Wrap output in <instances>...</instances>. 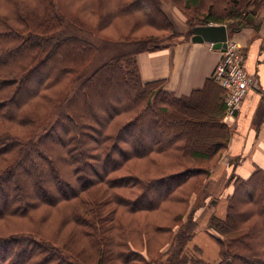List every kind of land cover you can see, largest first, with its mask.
<instances>
[{
	"label": "trees",
	"instance_id": "1",
	"mask_svg": "<svg viewBox=\"0 0 264 264\" xmlns=\"http://www.w3.org/2000/svg\"><path fill=\"white\" fill-rule=\"evenodd\" d=\"M81 1L0 0V220L16 227L0 234V264H151L110 206L157 210L175 191L172 199L187 203L192 193L177 189L195 178L199 194L225 146L221 137L196 134L201 124L189 125L193 97H177L164 90L163 79L140 75L136 55L162 44L150 45L156 38L149 34L140 46L146 40L135 33L143 26L172 29L157 1ZM175 1L201 19L193 29L232 21L234 33L248 25L242 20L258 0ZM100 29L121 35L113 41L139 46L76 85L96 52L81 32L100 36ZM129 163L135 168L118 175ZM232 181L225 213L214 212L205 228L218 244L216 257L201 245L185 250L182 235L195 227L192 220L167 264H264V171ZM128 187L138 194L130 197ZM54 208L62 225L54 235L34 227L33 218L26 223L37 214L35 220L45 221ZM71 219L76 225L65 227ZM161 223L155 231L170 232Z\"/></svg>",
	"mask_w": 264,
	"mask_h": 264
},
{
	"label": "crops",
	"instance_id": "2",
	"mask_svg": "<svg viewBox=\"0 0 264 264\" xmlns=\"http://www.w3.org/2000/svg\"><path fill=\"white\" fill-rule=\"evenodd\" d=\"M258 1L261 3L256 7ZM258 1L245 13L248 18L242 21L243 24L248 21L247 26L232 33L229 23L233 22L223 23L227 26L228 38H235L241 46L246 69L258 80L257 87L247 92L240 110L232 118L225 117L226 90L212 79L224 51L208 41H194V30L190 36L136 55L144 81L163 79L164 90L177 97H187L186 100L193 97L192 118L206 116L202 121L211 120L205 127L209 131H204L203 125L196 134L221 137L224 142L222 155L213 165L206 183H234L230 181L232 177L248 178L256 170L264 171V0ZM181 30H187L186 26ZM227 193L226 198L230 192ZM216 213L224 214L223 209ZM200 234L198 244L206 256L215 258L218 250L215 238L206 230Z\"/></svg>",
	"mask_w": 264,
	"mask_h": 264
},
{
	"label": "rangeland",
	"instance_id": "3",
	"mask_svg": "<svg viewBox=\"0 0 264 264\" xmlns=\"http://www.w3.org/2000/svg\"><path fill=\"white\" fill-rule=\"evenodd\" d=\"M156 1H157V5L163 12L162 14L167 15V18H168L167 20H170L172 22V29L159 30L151 26H143V28H141L135 33V35L137 36L136 39H140L142 41L146 40L144 43L142 42L143 44L140 46H143L147 41H150V39H152L151 37H148L149 34L155 35L154 37L156 38V40H154L155 42L150 43V45L156 42H158V44L159 43L164 44L165 42L177 40L179 38H182L183 36H190L193 31L192 25L195 24L196 21L201 22V19L200 18L198 19L196 13H193L194 10H192V8H189V9L185 8V5L183 2L180 3V1L177 2L175 0H156ZM85 3H87V0L81 1V5ZM260 3L261 2L258 1L257 4H255L256 7ZM207 5H209V2L207 3ZM76 7H74L73 2H72L70 11L72 13L74 11H77ZM203 9H206V7H204ZM86 14L89 15V11L86 10ZM188 17L191 20V22L187 20ZM185 21H187L188 25L185 23ZM210 23L216 24L217 22H210ZM185 26L187 30L182 31L181 29L184 28ZM95 29L97 30V26H95ZM81 33L88 40V42L94 44V46L96 47V52L92 60L89 61L90 62L88 64L89 66L84 70L83 72L84 74H82L83 76L81 77L80 80L76 82V85L78 84V82L83 81L85 78H88L91 74H93L95 70L109 58H112L113 56L117 54L133 51L139 46L136 42L135 44L133 42L127 43V42L113 41L115 38L117 39V37L121 35L118 33H116L115 35L114 33L111 32L110 29H105V30L100 29V31L98 32L100 36L93 34L89 31H82ZM123 37L130 39L127 35H124L121 38ZM84 61L82 63H84ZM77 63L80 64L79 61ZM204 117L206 116H203L198 119L189 118L190 120L189 125H192V126L195 125L196 127L197 125L201 124L202 125L201 127H203L204 125L203 127L204 131H209L205 127L207 126V124L209 126V123L211 122V120L202 121V118ZM142 162L135 161V163L138 164L140 169L142 168L141 166ZM206 163L208 164L211 162L206 161ZM1 165H4V162H1ZM134 166L135 165L133 163L127 164L124 168H122V170H120L118 175H121L123 173H129L130 171H132L133 168H135ZM211 168L214 169L213 167ZM173 170L175 171L177 170V168H174ZM156 174H159V173H156ZM115 175L117 174H112V176H115ZM149 175H150L149 173L148 174L146 173L145 177ZM194 179L190 180L191 182L189 181V183L177 189V191L182 189L180 191H184V192L186 191V193L188 194L192 193V197L191 199L189 198L187 203L184 202L183 204L181 203L178 204V201H174L172 197H175L177 195L175 191L170 196L171 197L170 200L164 201L161 205V208L157 210H152V211L151 210H138V212H131L126 207L118 203L112 204L110 206V207H116V210H118V215L122 219L123 223L125 224L126 230L128 231L129 238L131 240L132 239L136 240V242L141 245L140 247H142L141 249H143L144 255L148 257L149 260L151 259V264H167V261H168L167 258L173 255V253L175 254L176 252L173 248H175L177 244L180 243L178 238H181V234H180V232H182L181 229L190 230L187 227L188 225L191 224L192 220L194 221L195 227H193L191 232L188 231L186 238H185V235H182V237H184L183 241L184 243H186L185 250H190L196 247V245L197 246L199 245L197 239L198 237L201 236L200 232L205 230L208 220L210 217H212L214 212H217L218 210L220 212L223 209V213H225V206L227 204L226 195L228 194L227 192L231 193L233 191L234 183H231V182L227 184L226 183L224 184L206 183V184H203L202 186L203 190L199 194H196L195 191L200 186V183L198 182L195 183ZM203 179L204 178L201 176H198L197 178V180H200V181H202ZM101 186L104 187L105 184L103 183ZM160 186H161L160 184L155 186L158 192L161 191L159 189ZM124 190H125V193L128 194L130 197H133L132 196L133 194H138L139 192V189H137L134 193H131L132 189L129 187ZM83 194L87 196L86 193H83ZM75 200H78V199H73L71 201L75 202ZM70 203H73V202H70ZM47 209H50V208H47ZM176 210L179 211V215L181 216L179 221H176L175 219ZM36 211H34V213H37ZM53 214H55V218H53ZM41 215L42 214H39V215L37 214V216L33 215L32 217H26V223L28 219L33 218V221H34L33 226L42 228L43 230L49 232L50 233L49 235H54L56 231L58 230V228L62 227L61 219L60 217L58 218L57 208H54V212H52L49 218L46 219L45 221L39 222L38 219L37 220L34 219V218H38V216H41ZM158 221L162 222L161 224L167 225L166 227L169 228L170 232L155 231L156 224L160 223ZM148 223H149V226L146 227ZM70 224L65 227H72L73 225H76V221L71 219ZM151 225H153V227H151ZM131 226H134V227H131ZM135 227H138V228L140 227L139 229H147V233L145 234L143 230L140 232V234H138L139 229H134ZM14 229H16V227L14 226L10 227V224H8V222L0 220V234L2 233L7 234L9 231H14ZM132 229H133V232H132ZM67 231H69L68 228L64 232L66 233ZM175 238L177 240H175ZM164 251H165V254H163ZM199 251L200 250H197V252ZM213 263L215 264L216 262H213Z\"/></svg>",
	"mask_w": 264,
	"mask_h": 264
},
{
	"label": "built area",
	"instance_id": "4",
	"mask_svg": "<svg viewBox=\"0 0 264 264\" xmlns=\"http://www.w3.org/2000/svg\"><path fill=\"white\" fill-rule=\"evenodd\" d=\"M212 79L226 90L225 117H234L250 89L257 87V77L244 64V53L235 38L227 39L226 50L215 67Z\"/></svg>",
	"mask_w": 264,
	"mask_h": 264
},
{
	"label": "water",
	"instance_id": "5",
	"mask_svg": "<svg viewBox=\"0 0 264 264\" xmlns=\"http://www.w3.org/2000/svg\"><path fill=\"white\" fill-rule=\"evenodd\" d=\"M194 35L192 39L196 42L208 41L212 43L215 48L226 50L227 39H228V29L223 23L221 24H206L196 26L194 29Z\"/></svg>",
	"mask_w": 264,
	"mask_h": 264
}]
</instances>
